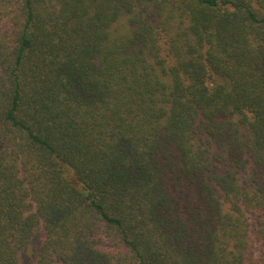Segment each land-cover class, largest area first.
<instances>
[{
	"label": "trees",
	"instance_id": "trees-1",
	"mask_svg": "<svg viewBox=\"0 0 264 264\" xmlns=\"http://www.w3.org/2000/svg\"><path fill=\"white\" fill-rule=\"evenodd\" d=\"M264 264V0H0V264Z\"/></svg>",
	"mask_w": 264,
	"mask_h": 264
},
{
	"label": "rangeland",
	"instance_id": "rangeland-1",
	"mask_svg": "<svg viewBox=\"0 0 264 264\" xmlns=\"http://www.w3.org/2000/svg\"><path fill=\"white\" fill-rule=\"evenodd\" d=\"M43 232L37 233L22 252L23 264H32L37 257ZM57 264H61L58 262Z\"/></svg>",
	"mask_w": 264,
	"mask_h": 264
}]
</instances>
